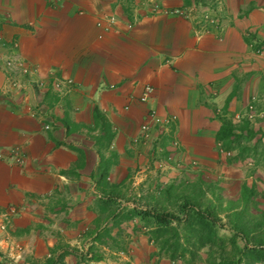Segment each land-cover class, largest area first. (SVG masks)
Returning <instances> with one entry per match:
<instances>
[{"label":"crops","instance_id":"1","mask_svg":"<svg viewBox=\"0 0 264 264\" xmlns=\"http://www.w3.org/2000/svg\"><path fill=\"white\" fill-rule=\"evenodd\" d=\"M263 2L227 0L223 29L206 33L179 11L191 0H0V209H16L0 264H82L73 247L98 240L99 201L134 164L149 110L204 163L221 117L239 118L260 88L264 57L246 29L263 10L238 15ZM10 58L48 87L5 94Z\"/></svg>","mask_w":264,"mask_h":264},{"label":"rangeland","instance_id":"2","mask_svg":"<svg viewBox=\"0 0 264 264\" xmlns=\"http://www.w3.org/2000/svg\"><path fill=\"white\" fill-rule=\"evenodd\" d=\"M188 6L179 11H186L196 29L206 33L222 30L231 11L227 0H191ZM258 7L263 19L248 26L247 40L264 57V2L241 6L238 17L246 22ZM252 26L256 30L249 33ZM259 82L258 93L239 118L221 117L222 124L237 126L230 148L216 145L204 163L182 151L170 126H155L147 139L133 141L134 164L120 181L106 185L112 191L99 201L98 240L73 247L82 264H99L101 257L107 264H147V257L169 264H264L249 254L264 248V74ZM244 120L251 123V136L238 128ZM244 188L247 199H242ZM142 211L172 214L181 222L163 227L142 217Z\"/></svg>","mask_w":264,"mask_h":264},{"label":"built area","instance_id":"3","mask_svg":"<svg viewBox=\"0 0 264 264\" xmlns=\"http://www.w3.org/2000/svg\"><path fill=\"white\" fill-rule=\"evenodd\" d=\"M158 5L154 6V11L157 13H162L160 11ZM111 22H114V19H111ZM131 28V26H129ZM15 48V46H14ZM32 73V70L26 63L17 60L16 58H10L6 61L5 64V74L7 76L6 79V91L5 94L10 97H16L17 95L27 93L31 90H38L40 92L44 91L48 87V84L44 81H31L24 82L23 77L29 76ZM54 90H59V83H54ZM4 93V92H3ZM154 94V89L152 87H146L144 90L140 102L147 103L152 98ZM148 120L140 127V137L147 139L149 137V133L151 130L155 128L158 124H160L161 120L158 118L157 111L149 110L147 114ZM134 142H138V139H135ZM22 160L16 159V162L21 163ZM16 216V209L10 208L7 211H2L0 209V220L2 223L0 224V230L5 232L7 228L11 225L12 219Z\"/></svg>","mask_w":264,"mask_h":264},{"label":"trees","instance_id":"4","mask_svg":"<svg viewBox=\"0 0 264 264\" xmlns=\"http://www.w3.org/2000/svg\"><path fill=\"white\" fill-rule=\"evenodd\" d=\"M238 128L240 129L241 132H247L249 134V136H251L253 134V129L251 127V123L249 120L242 121L241 125ZM236 129H237V126H235L232 122L225 121L222 124V127H221V129L218 132L217 137H216L218 144H221V146L230 148L231 142L229 140L233 135L232 133L235 132ZM249 196L250 195L247 193V188H244V193L242 195V197H243L242 199H247V198H249ZM185 206H186V209L190 207L189 204H186ZM195 214L197 217H199L202 220L207 219V215L201 211H195ZM141 215H142V217H145V218H147V217L153 218L158 224H161L163 227H169L174 222H177V223L181 222V219H179L178 217H176L172 214H168V213L165 214V213H155V212H151V211H142ZM240 229H242V227H240ZM234 235H237V234H234ZM233 243L235 244V241ZM256 243L257 242H255V244ZM248 245H249V243H248ZM260 245L262 246L263 244H261V242H260ZM256 249L254 248L253 250H251V253H249V254L252 257L260 258L261 260L264 261V248H261L258 251Z\"/></svg>","mask_w":264,"mask_h":264},{"label":"clouds","instance_id":"5","mask_svg":"<svg viewBox=\"0 0 264 264\" xmlns=\"http://www.w3.org/2000/svg\"><path fill=\"white\" fill-rule=\"evenodd\" d=\"M44 90H45V89H44ZM37 91H38V90H37ZM42 92H43V91H42ZM42 92H41V93H42Z\"/></svg>","mask_w":264,"mask_h":264}]
</instances>
